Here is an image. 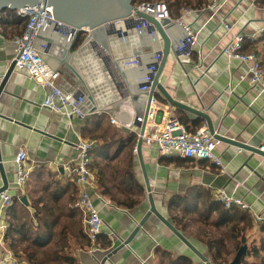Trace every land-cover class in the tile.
Segmentation results:
<instances>
[{
  "label": "crops",
  "instance_id": "1",
  "mask_svg": "<svg viewBox=\"0 0 264 264\" xmlns=\"http://www.w3.org/2000/svg\"><path fill=\"white\" fill-rule=\"evenodd\" d=\"M167 1L175 19L180 18L183 9L194 11L192 15L185 16L184 23L186 26L194 27L199 35L191 55L192 61H185L184 57L175 59L171 56L161 76L160 84L165 86L174 100L207 116L221 135L246 145L264 148V91L260 87L251 88L246 81L240 82L241 77L247 72V67L239 63H229L224 55L225 48L237 34H246L249 37L244 44L243 53L255 54L246 48V45L249 41L259 40L264 34V0H221L222 8L216 13L208 9L210 0ZM176 1L179 2V6L174 7ZM17 18L21 21L18 14L8 13L4 18L6 25L0 24V83L16 57L14 40L24 26L23 22L14 25L18 22ZM24 22L26 25V21ZM226 24L232 27L231 31L225 30ZM175 32L173 40L177 47L186 37V33L179 23L176 24ZM127 33L129 37L125 41L120 39L111 44L113 48L110 55L126 68V78L122 79L127 87L130 86L135 90L138 101L136 109L140 112L138 117H143L148 101L147 94L140 93V80L147 74V66L153 62L155 53L160 52L162 43H155L148 32L140 35L132 29ZM253 35L257 38L251 40L250 37ZM42 43L50 45L48 54L53 56L52 58L60 59L66 55L65 39L52 34L51 31L37 41V48H40ZM93 50L88 48L80 53L87 60V69H94V73L91 71L94 75L91 77L94 85L98 90L103 89V92L112 93L115 89L119 93L108 76L100 52ZM54 59L47 58V62L52 67L63 70L72 84H80L64 65L57 64ZM259 60L262 63L260 58ZM134 61H139L140 66L139 63L134 65ZM128 62L134 63L126 65ZM96 66L101 69L102 74H98ZM156 94L161 101L168 103L159 92ZM43 100V88L29 79L26 74L16 72L12 75L5 93L0 97V156L3 161L0 166H3V172L6 173L9 187L12 190L15 189L16 159L19 149L26 150L33 166L28 189L23 194V197H27L29 206L20 202L23 197H20L19 192L15 190L13 192L16 200L25 207L15 206L7 212V217L0 212V227L5 226L0 235L4 242L3 245L0 244V260L7 262L16 260L20 264H26L14 256L10 249L12 240L6 243L4 239L11 227L10 222L18 226L17 233L14 235L18 239L17 235L23 226L30 229V232L41 229L45 234L46 228L43 221H47L50 228L58 231L64 227L69 229L68 233L71 236L67 241L69 244H76L74 257L79 264H102L106 256L120 248L144 220L150 208L148 192L137 154L133 167L136 178L143 186L145 193L140 198L143 202L140 206L131 210L119 207L117 203L112 202V199L103 196L97 181V189L91 192V198L100 210L105 226L94 242L88 233L86 214L78 206L80 187L77 185V175L72 172V169L81 153L77 147L74 130L83 131L89 120L95 123V125L89 124L85 132L88 137H84L97 144L90 157L89 169L91 170V166L94 167L95 176L98 177L101 174L105 184L112 187L113 196L119 199H121L119 188L125 190L124 186H120V180L125 170L126 154L117 153L115 145L106 147L105 141L98 137L106 134L110 140L113 131L121 135L130 132L124 127L122 129L113 124L110 116L106 114L99 117L101 120L95 119L99 116L95 114L97 115L95 118H89L86 122L78 121L74 123L75 128L72 131L69 120L65 116L52 114L41 108ZM83 109L87 112L88 105L85 104ZM175 110L177 116L187 124L189 131L196 132L207 127V121L203 117L184 110L176 108ZM158 128H162L159 122ZM216 150L225 167L223 173L211 162L196 164L181 157L168 159L160 156L155 148L143 145L141 150L143 164L152 188L154 202L164 218H167L181 234L191 240L195 238L188 232L195 229L197 224L199 225V220L193 217L195 215L189 216L188 222L191 224L189 231L183 232L185 229L181 226L180 216L186 208L193 204L202 203L203 205L208 199L214 200L213 193L218 189L224 188L231 195L237 188L239 197L251 206L249 212L238 209L250 217L253 223V227L247 232V246L240 247V249L245 247L250 252L251 244L259 248L261 237L264 236V232L261 231L264 225V159L256 156L250 163L254 170H250L248 167L244 168V163L250 158L248 152L225 143H220ZM2 174L0 169V188L3 186ZM108 176L114 178L118 184L111 185V179ZM179 197L181 202L178 200ZM56 199L59 203H56ZM121 200L126 202L124 199ZM72 202H75V206ZM256 216L263 218V221L257 222ZM193 221L197 224H193ZM81 229H83V236L86 235L89 238L90 246L87 245L89 240H85L82 233L80 234ZM60 239L56 237V240ZM195 240L209 252L201 240ZM107 242L111 243V248L105 249L104 244ZM191 242L202 251L192 240ZM22 244V240H19V245ZM117 251L106 264H172V259L181 257L191 261V264H205L154 216L149 217L148 222L132 239L129 246ZM249 252L240 264L244 260L245 264L259 263L258 256L253 254L249 256ZM212 260L209 259L211 264H213ZM233 260L228 263L219 262L232 264ZM173 264H188V262L184 260Z\"/></svg>",
  "mask_w": 264,
  "mask_h": 264
},
{
  "label": "built area",
  "instance_id": "2",
  "mask_svg": "<svg viewBox=\"0 0 264 264\" xmlns=\"http://www.w3.org/2000/svg\"><path fill=\"white\" fill-rule=\"evenodd\" d=\"M210 1L211 4L208 9L211 12L216 13L218 9L222 8L221 0ZM43 8L44 6L41 5V7L26 8L25 10L17 12L20 19L26 21V25L24 32L15 37L14 40L16 46V57L14 58L16 65L14 71L16 73L26 74L29 79L43 88L44 100L41 103V108L43 110H48L52 114L65 116L67 120H69L73 131L75 128L74 123L78 121L86 122L89 117L83 110L85 95L81 92H84L85 89L81 84H72L63 70L56 69L47 62L45 55L49 53V45L47 43H42L40 48H37L36 43L44 32L46 33L51 29L52 34L66 39L69 44L75 46L80 38L83 36H85V38H83L84 40L87 38L88 31L76 29L74 32H70L64 29V24L54 18L53 8L47 7L42 11ZM136 8L139 12L144 11L147 15L154 17L158 22L162 20H171L174 24L179 23L182 25L186 37L179 42L177 50L181 54L180 58L184 57L185 61H192L191 55L194 51L199 33L194 27L186 26L184 18L185 16L192 15L194 13L193 10L183 9L180 18L175 19L168 4L162 1L142 3V5H137ZM136 20L138 24L132 28L133 21L136 22ZM104 27L109 36L118 37L119 33H126L128 30L134 29V31L140 35H143L144 32H148L154 42H160V38L153 24L146 19L138 18L135 12H133L131 17L109 22L104 25ZM225 30L231 31L232 27L226 24ZM248 38L246 34L235 35L225 48L224 55L229 63H239L247 67V72L245 76L241 77L240 82L246 81L251 88L260 87L264 91L263 65L256 54L243 53L244 43ZM250 38L254 40L257 37L253 35ZM90 48L100 52L104 67L107 69L112 84L118 89V94L122 98L128 95V87L121 77L119 68H117L115 63L116 59L96 41L91 42ZM161 59L162 55L159 52L154 56L153 62L147 66L148 72L140 80V93L148 95L151 91L154 80L160 69ZM134 62H128L126 65H130V63L138 65L139 63V61ZM150 101L151 105L147 114L146 129L142 137L143 145L155 148L162 157L168 159L181 157L182 159L192 161L196 164L208 161L211 162L212 165L217 166L222 173L224 172L225 167L223 166L221 156L217 154L216 150L220 142L215 139L214 135L209 133L207 127L196 130V132H191L187 129L180 117L177 116L176 110L172 105L161 101L156 93ZM97 115L101 116L102 114ZM137 118V121H134L126 130L140 137V129L137 127V124H143L144 118ZM158 122L162 125L161 129L158 128ZM112 123L123 129V126L115 119H112ZM74 132L78 142L77 147L81 153L79 160L72 169V172L77 175V185L80 187L78 206L86 214L88 233L95 242L105 226V220H103L100 210L96 204L93 203L91 198V192L97 189L98 179L94 172L89 169V165L91 154L94 152L97 144L84 139L80 131L77 132L74 130ZM17 155L15 189L12 190L11 187H9L8 191L0 194V212L6 217L7 212L14 207L13 205L16 200L13 191L17 190L19 196L23 197L24 192L28 189L27 187L33 173V166L26 150L24 148L19 149ZM57 166L59 165L57 164ZM213 198L226 210L237 208L243 212H249L251 209V206L239 197L237 188L231 195H229L224 188L218 189L213 193ZM256 221L262 222L263 218L256 216ZM4 229V225L0 227V235ZM3 243V239L0 238V244L3 245ZM0 264L20 263L16 260H11L10 262L0 260Z\"/></svg>",
  "mask_w": 264,
  "mask_h": 264
},
{
  "label": "water",
  "instance_id": "3",
  "mask_svg": "<svg viewBox=\"0 0 264 264\" xmlns=\"http://www.w3.org/2000/svg\"><path fill=\"white\" fill-rule=\"evenodd\" d=\"M44 6V11L47 7L53 8L54 18L64 24V29L74 32L76 29H83L88 31L87 38L80 43V45L75 49L73 44H69L65 39L66 45V55L60 59H54L53 56H49V54H45L47 58L56 60L57 64L64 65L75 77L78 79L80 84L84 87L85 91L81 92L85 95V104L88 105L87 115L95 116V114H106L110 116L111 119H115L120 125H122L125 129H128L130 125L137 121L138 112L136 109L137 95L135 94V90L128 86V91L130 89V94L125 97H121L115 89H113L112 93L103 92L104 90H98L94 85L92 76V72L94 73L93 68L87 69V60L82 57L81 51L87 50L90 48V44L93 41L98 42L107 52H111L112 48L111 44L115 41L118 42L120 39L125 41L129 34L126 32H122L117 36H109L105 31L104 25L109 22L118 21L121 19H126L127 17H131L133 12L136 13L138 18H143L150 23L153 24L156 33L158 34L160 41L159 44L162 43L160 47V54L162 55V59L160 62V69L158 75L154 80V85L151 91L147 95V105L145 108V112L143 114L144 123L137 124V127L140 129V137L135 149V152L138 156L140 167L143 171L144 183L146 185V190L148 192V202H150V208L148 210L147 215L144 217V220L139 224V226L133 231L131 237L123 242L120 248L115 249L110 252L106 258L102 261V264H106L108 260H110L114 255H116L117 250H121L124 247H127L132 242V239L136 237V235L141 231V229L148 222L149 217L154 216L158 218L178 239L186 245V247L192 251L194 256H196L199 260H201L205 264H211L209 259L206 257L205 253L198 250L196 246L188 239L184 234H181L169 221L167 218L158 211L156 202H154L152 188L149 185L148 177L146 175V168H144L143 164V156H142V147H143V139L146 124H147V114L151 105V98L156 92H159L165 101L170 103L176 109L184 110L185 112H189L198 117H203L207 121V128L209 133L214 135L215 139L220 143H225L228 146H233L236 149H240L241 151L248 152L250 154V158L244 163V168L248 167L250 170H254L250 163L256 156H259L264 159V148H256L249 144H244L242 142L237 141L233 138H228L220 133H218L211 120L201 113L198 110H194L185 104L174 100L167 89L163 84H160L161 76L166 69V64L171 56L175 59H180L181 54L177 50V47L174 44V34H176V24H174L171 20H162L161 22L157 21L154 17L147 15L144 11L139 12L134 4L133 0H0V19L4 12L8 10L20 12L25 10L26 8H34ZM42 13V12H41ZM40 13V14H41ZM133 28L138 24V21H133ZM51 29H49L45 35L49 33ZM87 33V32H86ZM41 36V37H42ZM124 39V40H123ZM157 43V42H155ZM49 48L50 45H49ZM115 48V47H114ZM158 54V53H157ZM155 53V55H157ZM46 58V60H47ZM94 59V58H93ZM90 62V61H89ZM117 68H119L122 78H126V68H124L123 64L116 61ZM91 64V62H90ZM16 62H12L7 74L3 77L0 83V97L5 93L6 87L10 82L12 75L14 74ZM98 69V74H102L101 69L96 66ZM92 71V72H91ZM107 75V74H106ZM129 93V92H128ZM84 110V109H83ZM85 111V110H84ZM1 118V117H0ZM0 163H3L2 158L0 156ZM3 180V186L0 188V194L8 191L9 185L6 179V173L3 172V166H0ZM20 202L26 206H29L27 203V197L21 198ZM248 250L243 247L239 249L236 254L232 264H240L243 260L244 256L247 254Z\"/></svg>",
  "mask_w": 264,
  "mask_h": 264
},
{
  "label": "trees",
  "instance_id": "4",
  "mask_svg": "<svg viewBox=\"0 0 264 264\" xmlns=\"http://www.w3.org/2000/svg\"><path fill=\"white\" fill-rule=\"evenodd\" d=\"M133 1L134 4L136 5H142V3H153L151 2L153 0H146V1L133 0ZM159 1L169 4L167 0H159ZM176 6H179V2L177 1L174 3V7ZM8 13L17 15V11L8 10L4 12L2 18L0 19V24H3V26L6 25V21H4V18L5 15ZM16 20L18 22L15 23L14 25H19L22 22L25 25L24 21L22 20L20 21L18 18ZM83 40H84L83 38L78 40V42L75 45V49L80 45V43ZM246 48L252 50L251 51L252 53L257 54L258 57L262 60L261 64H263L264 66V34L260 37L259 40H256L255 42L249 41L246 45ZM95 116H90L87 118V120L92 117L95 118ZM99 117L102 116H97L95 119L101 120ZM181 120L185 125H187L183 119ZM87 122H88L87 126L82 129L83 131H81L83 137H88V135H86L85 132L87 131L89 124L95 125V123H91L90 120ZM89 135H91V133H89ZM98 138H101L105 141L106 147L115 145L117 149L116 151L117 153L123 152L126 154L125 170H124L123 178L122 180H120L121 182L120 186H124L125 190L119 188V192L121 193L120 197L121 199L126 200V202L113 196L111 192L112 187L107 186L105 184L102 175L99 174V176L98 177L96 176V178H98L97 181L101 188V192L103 196L112 199V202L117 203V205L121 208H127L131 210L133 208L140 206L143 203L140 198H142L144 195V188L138 182L135 175V169L133 167V162L135 158L134 148L137 146L138 136L133 132L121 135L113 131L110 140H108L109 137L106 134H101ZM94 139L96 140L97 138ZM91 170L95 172L94 167L92 166H91ZM108 177L109 179H111V185L114 186L118 184V182H116L114 178L112 179L111 176ZM180 199L181 198L179 197L178 200L180 201ZM56 203H59V200L56 199ZM72 204L73 206H75V202H72ZM219 205L220 204L217 203L216 201L208 199L205 203H203L204 212H202L201 214L193 216L189 210L190 206L186 208L184 214L186 213V217L193 216L197 220L201 219L207 222L208 225L209 223H211V228L214 229L215 231L221 232L223 230L225 236L235 241L234 250L238 252L241 246H247L246 245L247 232L253 227L251 218L243 214L237 208H232V210H226L221 205L220 206L222 208H219ZM15 206L25 207L18 200H16L14 207ZM196 211L197 209L193 213L196 214ZM43 222H44V227L46 228L45 234L42 233L41 229H38L36 232H30V229H27L25 226H23L20 230V233H18L19 235H17L18 239L14 237V235H16L17 233L18 226L10 222L11 227L5 234L4 239L6 243L12 240V242L10 243V249L13 251L14 256H16V258L20 262H25L26 264H79L77 258L74 257L75 255L74 247H76V244L74 243L69 244V242L67 241L68 239H70L71 236V234L68 233L69 229L64 227V229L58 231L57 229L50 228V225L47 223V221H43ZM262 227L263 228H261L262 229L261 231L264 232V225H262ZM82 231L83 229H81L80 234L82 233ZM56 237H59L61 239L58 241L56 240ZM82 237L85 240L86 239L89 240V238L86 235L83 236V233H82ZM19 240H22L23 243L22 245H19ZM223 242H224L223 235L221 236V240H218L216 242H207V243L203 242L206 245L207 250H209L210 255H212L211 257H213L212 260L213 264H218L217 261L219 260V258L222 259V261H225L226 259L225 254L221 253L222 250H224L225 248L223 247L221 250L220 248L217 247V244L224 246ZM260 244L261 245L259 248H256L255 245L251 244L250 252L249 251L248 252H249V256L250 254H253L254 256H258L259 259L258 264H264V236L261 237ZM87 245L88 246L91 245L90 240L87 243ZM104 247L105 249L111 248V243L109 242L105 243ZM260 256L261 258H259ZM184 260L187 261L188 264H191V261L183 257L179 259H172V264L179 263L180 261H184ZM242 264H245V260L242 262Z\"/></svg>",
  "mask_w": 264,
  "mask_h": 264
},
{
  "label": "rangeland",
  "instance_id": "5",
  "mask_svg": "<svg viewBox=\"0 0 264 264\" xmlns=\"http://www.w3.org/2000/svg\"><path fill=\"white\" fill-rule=\"evenodd\" d=\"M151 2H159V0H153ZM137 4H140V3H137ZM24 27H25V25L23 27H21L22 28V32L24 31ZM22 32L17 33V35L22 34ZM128 132H130V131H128ZM135 149H136V147L134 148V152H135ZM135 155H136V152H135ZM219 208H222V207L219 205ZM196 209H197L196 214H194L193 212ZM202 212H204V207H203L202 203H199V205L193 204V205L190 206V213L192 215H198V214H201ZM188 218H190V217H186V213L185 214L182 213L181 216H180L181 224H182L181 226L183 227V229H185V230H183V232L184 231H189V225H191V224L188 222ZM198 220H199V225L196 223V221H193V224H197V226H195V229H193L192 231H190L188 233L192 234V236H194L195 239L201 240L204 243H207V242H216L218 240H221V236L223 235V240H224L223 243H226V245L221 246L220 244H217V247L220 248L221 250H222L223 247L225 248L221 252L222 254L224 253L225 256H226V259H225L224 262H230V261H232L233 258H234V256H235V254L237 253L234 250L235 249L234 248V246H235L234 240H232V239L228 238L227 236H225L224 233H223V230L221 232H219V231H215L214 229H212L211 228V223H209V225H208L207 222H205V221H203L201 219H198ZM195 239L192 238L191 240L202 251H204V253H205V255H206L207 258L209 257V259L212 260V257H211L212 255H209L210 253L207 252L206 250H204L203 247L201 246V244L199 242H197ZM219 261H221V263H223L222 259H220V258L217 261V263L218 264H221Z\"/></svg>",
  "mask_w": 264,
  "mask_h": 264
},
{
  "label": "bare ground",
  "instance_id": "6",
  "mask_svg": "<svg viewBox=\"0 0 264 264\" xmlns=\"http://www.w3.org/2000/svg\"><path fill=\"white\" fill-rule=\"evenodd\" d=\"M58 115V114H57ZM61 116V115H60Z\"/></svg>",
  "mask_w": 264,
  "mask_h": 264
}]
</instances>
